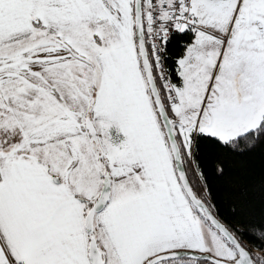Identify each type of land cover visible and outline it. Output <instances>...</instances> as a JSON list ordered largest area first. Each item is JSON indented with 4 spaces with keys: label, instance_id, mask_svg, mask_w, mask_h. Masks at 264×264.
I'll use <instances>...</instances> for the list:
<instances>
[{
    "label": "snow or ice",
    "instance_id": "snow-or-ice-1",
    "mask_svg": "<svg viewBox=\"0 0 264 264\" xmlns=\"http://www.w3.org/2000/svg\"><path fill=\"white\" fill-rule=\"evenodd\" d=\"M0 264H264V0H0Z\"/></svg>",
    "mask_w": 264,
    "mask_h": 264
}]
</instances>
